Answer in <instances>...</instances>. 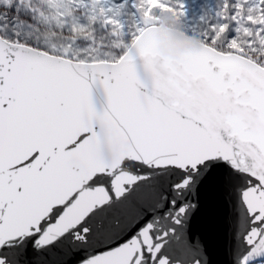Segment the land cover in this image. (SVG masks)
Listing matches in <instances>:
<instances>
[{"label": "snow or ice", "instance_id": "1", "mask_svg": "<svg viewBox=\"0 0 264 264\" xmlns=\"http://www.w3.org/2000/svg\"><path fill=\"white\" fill-rule=\"evenodd\" d=\"M0 264H264V0H0Z\"/></svg>", "mask_w": 264, "mask_h": 264}, {"label": "water", "instance_id": "2", "mask_svg": "<svg viewBox=\"0 0 264 264\" xmlns=\"http://www.w3.org/2000/svg\"><path fill=\"white\" fill-rule=\"evenodd\" d=\"M173 32L176 33L177 37H184V38L190 37L187 34H184L183 32L178 31L176 29L169 28L167 26L162 27L160 24V20H158V25L154 33V39L158 44L159 54L164 58L175 59L179 57L181 54L185 53L183 52L179 54L178 56L174 57L172 53L167 51V49L172 44V33Z\"/></svg>", "mask_w": 264, "mask_h": 264}, {"label": "clouds", "instance_id": "3", "mask_svg": "<svg viewBox=\"0 0 264 264\" xmlns=\"http://www.w3.org/2000/svg\"><path fill=\"white\" fill-rule=\"evenodd\" d=\"M162 27L174 28L176 22L171 19L169 16H164V18L160 21ZM198 41L194 37H177L176 33H172V44L167 49L168 52L172 53L173 56H178L183 52H187L196 47Z\"/></svg>", "mask_w": 264, "mask_h": 264}, {"label": "rangeland", "instance_id": "4", "mask_svg": "<svg viewBox=\"0 0 264 264\" xmlns=\"http://www.w3.org/2000/svg\"><path fill=\"white\" fill-rule=\"evenodd\" d=\"M164 16H167V15H161L160 17H158V20H162L163 18H164ZM170 17V16H169ZM172 19V18H171ZM173 20V19H172ZM174 21V20H173ZM173 29H176V30H178V31H181V32H183L184 34H187L186 32H184L182 29H181V27L179 26V25H175V27L173 28Z\"/></svg>", "mask_w": 264, "mask_h": 264}]
</instances>
